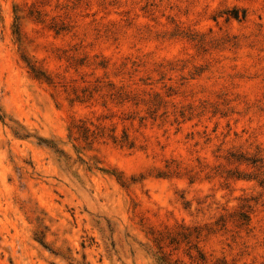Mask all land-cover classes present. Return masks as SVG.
I'll return each instance as SVG.
<instances>
[{
  "label": "rangeland",
  "instance_id": "374dc122",
  "mask_svg": "<svg viewBox=\"0 0 264 264\" xmlns=\"http://www.w3.org/2000/svg\"><path fill=\"white\" fill-rule=\"evenodd\" d=\"M0 264H264V0H0Z\"/></svg>",
  "mask_w": 264,
  "mask_h": 264
},
{
  "label": "trees",
  "instance_id": "16d2710c",
  "mask_svg": "<svg viewBox=\"0 0 264 264\" xmlns=\"http://www.w3.org/2000/svg\"><path fill=\"white\" fill-rule=\"evenodd\" d=\"M239 158H242V157L239 156ZM261 184H262V182H261ZM240 216H241L242 219H245L246 218V215L245 214H241Z\"/></svg>",
  "mask_w": 264,
  "mask_h": 264
}]
</instances>
